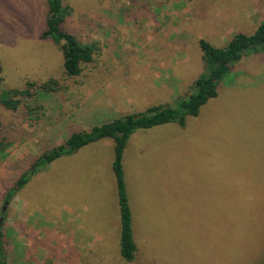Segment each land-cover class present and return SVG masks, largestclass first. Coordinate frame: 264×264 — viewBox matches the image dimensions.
I'll return each mask as SVG.
<instances>
[{"label":"rangeland","instance_id":"obj_1","mask_svg":"<svg viewBox=\"0 0 264 264\" xmlns=\"http://www.w3.org/2000/svg\"><path fill=\"white\" fill-rule=\"evenodd\" d=\"M63 5L69 12L61 29L95 48L75 77L64 74L60 49L40 38L47 0H0V94L28 81L55 79L61 87L37 101L21 99L16 111L0 104V141L8 144L0 213L7 191L34 161L70 132L91 129L84 120L100 126L151 106H175L203 72L199 40L220 48L264 20V0ZM216 93L184 126L168 123L129 138L123 168L133 263L119 254L114 142L106 138L57 158L18 189L0 228L9 237L7 264L263 263L264 54L235 63ZM71 228L91 233L88 250L86 243L78 248Z\"/></svg>","mask_w":264,"mask_h":264},{"label":"trees","instance_id":"obj_2","mask_svg":"<svg viewBox=\"0 0 264 264\" xmlns=\"http://www.w3.org/2000/svg\"><path fill=\"white\" fill-rule=\"evenodd\" d=\"M68 12L69 8L63 5V0H47L46 30L40 38L50 39L60 49L64 74L67 77H75L80 75L82 65L92 61L95 48L92 44H81L76 36L61 29V25L68 17ZM198 46L202 54L203 72L194 81L192 92L188 96L177 98L175 106L155 105L142 113L129 114L100 126H94L88 131L70 132L63 144L45 151L34 161L26 172L27 174L20 178L19 183L17 181V184L7 191L4 201L9 203L18 189L27 183L30 176L44 171L57 158L75 153L84 146L102 139H112L114 142L112 171L120 211L119 254L125 263H133L137 256V248L133 239L132 217L127 200L123 168V155L130 136L137 130H147L168 123L184 126L188 117L197 116L201 107L209 99L216 97L217 86L230 73L235 63L245 56L264 54V20L253 34H234L223 47H214L202 39L199 40ZM59 91H61L60 83L55 79L43 83L28 81L23 89H12L0 94V104L6 110L16 111L22 102L21 99L33 102L41 96ZM26 109L28 112L31 111V107L26 106ZM7 146L8 144L2 139L0 160ZM2 222L3 227L6 222L4 216ZM7 238L9 237L0 230V264H7V257L10 256ZM20 252L23 251L20 249ZM16 256L22 258L20 253Z\"/></svg>","mask_w":264,"mask_h":264},{"label":"crops","instance_id":"obj_3","mask_svg":"<svg viewBox=\"0 0 264 264\" xmlns=\"http://www.w3.org/2000/svg\"><path fill=\"white\" fill-rule=\"evenodd\" d=\"M121 86H119V90L120 91H118L119 93H118V100H122V82H121V84H120ZM86 112H94L92 109H89L88 111H86ZM84 121H88L89 122V127H94L95 125L93 124V123H91V120L90 119H86V120H84ZM79 122H83V119L82 120H80ZM90 130V129H89ZM80 131V130H79ZM79 151V150H78ZM77 230H73L72 228L69 230V232H68V235H70V236H72V238H73V241H76V244H77V246H78V248L79 249H82L83 250V248L81 247L80 248V243H86V250H88V248L90 247V245L92 244L91 243V239H90V237H91V233L90 232H87V231H85V230H83V231H81V232H79V233H77L76 232ZM78 241V242H77ZM102 242H103V240H102ZM70 243V242H69ZM71 244V243H70ZM81 250V251H82ZM89 250H91V248L89 249ZM92 251V250H91ZM84 252V251H83Z\"/></svg>","mask_w":264,"mask_h":264},{"label":"water","instance_id":"obj_4","mask_svg":"<svg viewBox=\"0 0 264 264\" xmlns=\"http://www.w3.org/2000/svg\"><path fill=\"white\" fill-rule=\"evenodd\" d=\"M6 206H7V203H4V205L2 207V210H1V213H0V226H1V223L3 221V216H4V212H5Z\"/></svg>","mask_w":264,"mask_h":264}]
</instances>
